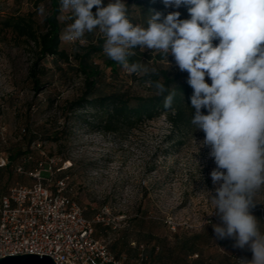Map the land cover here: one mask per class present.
<instances>
[{"label": "rangeland", "instance_id": "374dc122", "mask_svg": "<svg viewBox=\"0 0 264 264\" xmlns=\"http://www.w3.org/2000/svg\"><path fill=\"white\" fill-rule=\"evenodd\" d=\"M41 5L45 8V2L40 0H0V22L8 17L30 16L42 30L44 16L37 11ZM176 11L187 8L181 6ZM69 12L63 11L60 16L62 31L74 22L67 18ZM101 35L95 30L89 33L88 40L82 37L81 43L96 44ZM73 43L62 41V47L69 49ZM142 51L147 64H152L149 57L158 52ZM37 53L34 42L3 32L0 25V158L10 161L7 167L0 168V195L16 184L32 185L34 181L28 173L37 162L50 157L69 160L72 167L57 173L56 178L69 175L70 195L87 218L96 220V237L105 240L114 254L128 262L139 259L143 246L147 263L196 264L199 258L190 259L194 254L187 241L196 245V254L204 256L203 264H222L236 253L242 258L253 255L247 249L225 248L214 233L212 225L222 222L213 212L211 194L215 192L210 173L215 164L208 157L209 149L200 147L202 131L194 128L183 134L173 130L165 114L132 129L121 128L117 133L91 131L83 122L73 123L68 105L81 95L83 75L69 68L63 71L48 58L41 74L42 87L36 91L30 70ZM106 57L104 51L93 57L104 73L106 92L120 90L137 96L154 92L140 75L123 68L117 77L113 76ZM158 64L187 74L179 70L171 54ZM205 79L211 83L208 77ZM56 134L58 140L49 137ZM28 152L32 154L25 162L28 173H16L15 165L24 162ZM256 201L252 212L259 220L264 187ZM263 227L260 224L261 232ZM227 243L231 245L233 240Z\"/></svg>", "mask_w": 264, "mask_h": 264}, {"label": "clouds", "instance_id": "9594fccd", "mask_svg": "<svg viewBox=\"0 0 264 264\" xmlns=\"http://www.w3.org/2000/svg\"><path fill=\"white\" fill-rule=\"evenodd\" d=\"M162 3L165 9L186 7L190 18L180 19L179 11H154L145 28L128 19L124 0L107 6L103 0H60L61 10L71 11L67 18L74 20L60 38L76 42L99 30L104 53L130 74H157L154 67L129 63L136 46L172 55L179 70L189 74L195 109L191 124L205 134L200 147L209 149L215 164L210 173L215 195L207 192L222 223L212 225L214 233L253 253L240 264H264V232L252 212L264 187V0ZM37 11L46 15L43 5ZM150 83L157 95L168 92L164 108H171L175 91L160 79Z\"/></svg>", "mask_w": 264, "mask_h": 264}, {"label": "trees", "instance_id": "16d2710c", "mask_svg": "<svg viewBox=\"0 0 264 264\" xmlns=\"http://www.w3.org/2000/svg\"><path fill=\"white\" fill-rule=\"evenodd\" d=\"M40 2H45L46 8L42 30L37 28L32 17L19 15L2 20L0 22L1 31L11 32L19 38L35 43L38 53L30 70L34 90L38 91L42 87L41 74L44 73L46 68L44 62L48 58L52 59L57 68H64L63 71L69 68L83 75L84 89L81 95L68 105L73 113V123L83 122L91 131L117 133L121 128L132 129L141 123L156 120L162 114H165L173 130L187 134L194 129L191 119L194 116L195 109L190 102L193 89L187 82L188 73H176L170 68L159 65L158 62L165 58L161 53L149 57L152 64H147L144 59L146 53L139 46H136L134 48L135 55L129 57V63L139 62L149 69L153 67L157 69L156 75L151 74V72L138 74L143 82L148 83L154 89V92L147 96L130 95L120 90L106 92L103 86L104 73L93 60L94 55L103 52L105 42L103 34L97 37L96 44L92 42L81 43L83 38L89 39V33H85L84 37L74 42L69 49L63 48L60 38L62 33L60 16L63 13L60 8V0H40ZM110 2H114V0H103V5L107 6ZM125 3L128 8V19L134 25L142 27L147 26V20L151 12L161 11L167 14L169 11H176L175 8L165 9L162 0H127ZM92 11L93 13L96 12L95 6ZM180 13V19L190 18L188 11ZM68 15L69 17L72 16L71 11ZM106 62V66L111 69V74L117 77L123 67L108 56ZM40 66L42 70L39 69ZM157 79L162 80L169 92L175 91L172 106L169 109L164 108V97L168 95V92H165L164 95H157L155 88L150 83V81ZM202 112L207 114L205 109H202ZM57 136L58 134L49 137L58 140ZM28 154L30 153L28 152L26 155ZM15 158V155L12 156L11 161H14ZM24 167L26 169L25 165ZM258 217L260 224L264 226V207L261 211H258ZM227 241L228 239H221L220 245L225 248L233 247L234 241L231 245H228ZM186 244L189 245L190 253L196 254V245L191 241H187ZM198 255L200 256V254ZM195 263L202 264L200 260L195 261ZM222 264L240 263L232 258L225 259Z\"/></svg>", "mask_w": 264, "mask_h": 264}, {"label": "built area", "instance_id": "2783aa9c", "mask_svg": "<svg viewBox=\"0 0 264 264\" xmlns=\"http://www.w3.org/2000/svg\"><path fill=\"white\" fill-rule=\"evenodd\" d=\"M31 158L25 155L14 171L28 173L24 165ZM9 164L8 158H0V168ZM71 167V161L55 157L39 161L28 173L34 181L32 185L16 184L0 195V257L34 253L51 256L56 264H150L143 246L139 259L128 262L114 254L105 240L96 237V220L87 218L70 195L69 175L56 178L57 173ZM198 257L194 254L190 259ZM233 257L238 263L245 259L237 253Z\"/></svg>", "mask_w": 264, "mask_h": 264}, {"label": "water", "instance_id": "95a60500", "mask_svg": "<svg viewBox=\"0 0 264 264\" xmlns=\"http://www.w3.org/2000/svg\"><path fill=\"white\" fill-rule=\"evenodd\" d=\"M41 254L6 255L0 257V264H56L51 256Z\"/></svg>", "mask_w": 264, "mask_h": 264}, {"label": "crops", "instance_id": "0c3cea01", "mask_svg": "<svg viewBox=\"0 0 264 264\" xmlns=\"http://www.w3.org/2000/svg\"><path fill=\"white\" fill-rule=\"evenodd\" d=\"M192 256V255H191ZM190 256V257H191ZM252 257H253V255H251V257L249 258V257H246L245 259H247V260H251L252 259ZM199 259H198V261L200 260V262H202V264H203V261H204V256L203 255H200L199 257H198ZM234 258V257H233Z\"/></svg>", "mask_w": 264, "mask_h": 264}]
</instances>
